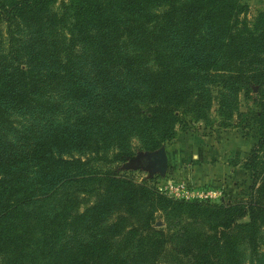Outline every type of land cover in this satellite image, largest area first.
I'll list each match as a JSON object with an SVG mask.
<instances>
[{"label":"trees","instance_id":"trees-1","mask_svg":"<svg viewBox=\"0 0 264 264\" xmlns=\"http://www.w3.org/2000/svg\"><path fill=\"white\" fill-rule=\"evenodd\" d=\"M249 11L243 0H0V264H244L246 251L264 264V173L247 201L224 204L173 198L112 166L172 139L181 116L232 126L251 86L252 156L264 149V9Z\"/></svg>","mask_w":264,"mask_h":264},{"label":"rangeland","instance_id":"rangeland-1","mask_svg":"<svg viewBox=\"0 0 264 264\" xmlns=\"http://www.w3.org/2000/svg\"><path fill=\"white\" fill-rule=\"evenodd\" d=\"M248 6L250 8L248 15L260 8ZM255 95L254 86L250 87L248 95H244L243 92L238 94L239 114L233 117V124L230 127H217L215 124L204 127L192 123L188 116H181L175 136L160 146L166 154L170 153L167 154L168 165L164 173L150 168L146 158L148 151H136L126 161L112 164L113 168L119 174L127 175L137 182L145 181L155 189L161 187L167 180H178L183 182L189 191L214 192L215 197L206 199L213 203L247 201L252 175L258 177L264 173V149L259 150L256 157L252 156L258 141L256 133L258 108L253 102ZM215 109L216 104L213 102L210 107L213 122L216 119ZM228 145L232 148H228ZM249 159H251L249 166H244ZM176 165H179V169H175ZM182 165L186 166L184 168L186 171L180 168ZM231 169H235L233 174L230 172ZM155 218V223L159 224L154 226L164 227L163 218L159 214ZM259 241V249H264V234ZM244 253V264H247V251ZM168 257L169 255L165 254L156 264H174Z\"/></svg>","mask_w":264,"mask_h":264},{"label":"built area","instance_id":"built-area-1","mask_svg":"<svg viewBox=\"0 0 264 264\" xmlns=\"http://www.w3.org/2000/svg\"><path fill=\"white\" fill-rule=\"evenodd\" d=\"M159 192L171 196L173 198L179 199H195V200H206L212 197H215V193L208 190V191H194V190H187V187L178 180L175 181H165L161 187H157Z\"/></svg>","mask_w":264,"mask_h":264},{"label":"water","instance_id":"water-1","mask_svg":"<svg viewBox=\"0 0 264 264\" xmlns=\"http://www.w3.org/2000/svg\"><path fill=\"white\" fill-rule=\"evenodd\" d=\"M146 158L150 168L153 170L156 169L160 173H164L166 171L168 165V156L162 147H159L156 149V151H148L146 153ZM158 224V222L155 223V225Z\"/></svg>","mask_w":264,"mask_h":264},{"label":"crops","instance_id":"crops-1","mask_svg":"<svg viewBox=\"0 0 264 264\" xmlns=\"http://www.w3.org/2000/svg\"><path fill=\"white\" fill-rule=\"evenodd\" d=\"M248 5H254V6H258L260 8H263L264 9V0H244ZM228 148H232L231 145H228ZM173 152H176V151H173ZM172 153V152H171ZM168 155H170V153H167ZM167 155V156H168ZM186 167V166H185ZM183 165L180 166V168H182L183 170H185V168ZM175 169H179V165H176L175 166ZM235 169H231V174H233ZM179 171V170H178ZM186 171V170H185ZM202 181V180H201Z\"/></svg>","mask_w":264,"mask_h":264}]
</instances>
